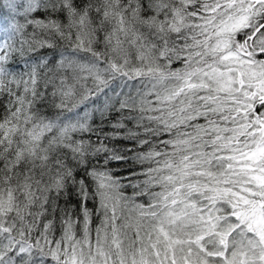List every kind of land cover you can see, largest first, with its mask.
<instances>
[{
    "label": "snow or ice",
    "instance_id": "obj_1",
    "mask_svg": "<svg viewBox=\"0 0 264 264\" xmlns=\"http://www.w3.org/2000/svg\"><path fill=\"white\" fill-rule=\"evenodd\" d=\"M0 264H264V0H0Z\"/></svg>",
    "mask_w": 264,
    "mask_h": 264
}]
</instances>
